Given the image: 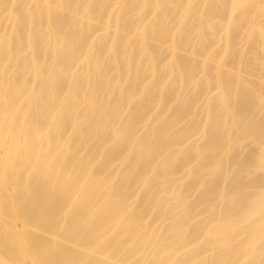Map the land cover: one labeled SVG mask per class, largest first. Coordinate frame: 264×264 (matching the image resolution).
<instances>
[{"label":"bare ground","instance_id":"obj_1","mask_svg":"<svg viewBox=\"0 0 264 264\" xmlns=\"http://www.w3.org/2000/svg\"><path fill=\"white\" fill-rule=\"evenodd\" d=\"M202 1L0 0V264H190L196 254L181 250L209 249L216 236L226 245L218 264H264V57L241 51L245 68H229L208 40L218 6L234 15L257 0ZM146 6L152 17L128 19ZM193 15L203 26L195 36ZM233 15L220 24L224 54L243 33ZM186 45L191 56L179 54ZM191 83L195 94L172 107L170 87ZM250 139V155L229 156ZM215 165L223 170L206 173ZM248 169L256 176L225 182ZM128 178L142 184L138 196L174 211L172 229L142 224ZM217 198L210 218L195 220L196 207Z\"/></svg>","mask_w":264,"mask_h":264},{"label":"rangeland","instance_id":"obj_2","mask_svg":"<svg viewBox=\"0 0 264 264\" xmlns=\"http://www.w3.org/2000/svg\"><path fill=\"white\" fill-rule=\"evenodd\" d=\"M197 2H203L202 0H196ZM210 1L211 2H213V3H211V4H215V2L217 1V0H206V2H209L210 3ZM215 1V2H214ZM258 1L259 0H257L256 1V3L257 4H255V5H253L254 7H252V5H251V7L249 8V11H248V9L246 10V11H244V12H240V13H237V12H235L236 14H234V15H238L237 17H239V16H241V18L239 17V18H236V20H238V22L237 21H235L236 23H237V26H238V24L240 25V26H236L235 27V31H238L239 30V32H236V33H242V31H243V33L242 34H238V35H242L241 37H238L237 36V38H238V40H237V42H236V38L234 39L235 41L234 42H236V43H234V42H231V43H233L232 44V48H231V50H230V52L228 53H226V54H224V50H223V46H224V44H223V41H219L218 40V38L222 35H220V33H222L221 31H223V30H220L221 29V27H220V24H222V26H223V23H225L224 24V26L226 25V22H230V18L232 17V15L233 14H231L230 12H228V10L227 9H223V8H221L220 7V9H221V11L220 12H217V9H218V3L217 4H215V5H217L218 7H217V9L215 10L216 12L215 13H217V14H212V15H214L212 18L211 17H209L208 19L210 20V18L213 20V22L215 23H217V22H220V24H219V27H218V30H220V31H218L217 29V31H218V33H217V31H214V36L212 35V37H208V40H210L211 41V43H213L214 44V48H215V52H217V58H218V56H219V60L220 61H222V63H226V67L228 66L229 67V64L231 65V63L232 64H234L236 67H239V66H241V65H244V67L243 68H245V62H246V59L247 60H249V58H252V56L254 57L255 55H256V53L254 54V53H252V51H254V50H256V52H257V49L259 50L258 52H257V56L258 55H260L259 57H261V55H262V57H264V50L262 51V49H263V47H262V44L261 43H259L258 41H260V42H262L259 38H261V37H258V34H259V29H261V27H262V24H264V2H262L263 0H260L261 2H259L258 3ZM199 4V3H198ZM203 5V3H201V6ZM200 6V5H199ZM152 7H150V6H146V7H144V8H142V12L140 13L139 11H140V9L139 8H137L133 13H131L127 18L130 20H134V19H136L137 20V18L139 17V14H141L142 15V17H152L153 16V13L151 12V9ZM201 8L202 7H200V10H201ZM181 9L182 8H177L176 7V9L174 10V8L172 9L173 11H171L170 13V15L168 16L169 17V19L170 18H172L173 19V23L174 22H178L177 21V19H178V17H179V14L181 13ZM251 9V10H250ZM65 12H66V14H69L68 12H71L69 15L71 16L72 15V17L73 16H75V14H74V12H72L71 10L70 11H68V10H64ZM73 13V14H72ZM241 13H244V16L241 14ZM233 15V16H234ZM211 16V15H210ZM231 16V17H230ZM246 16V17H245ZM199 18H200V16H198V15H193V16H191V18L189 17V19H188V22H189V25L191 24V27H192V29H193V27L195 28L194 29V32H195V34H194V32H192L193 33V35L195 36V35H197V32H199L200 30H201V32H202V30L203 29H201L203 26L201 25V23H199ZM229 18V19H228ZM234 18V17H233ZM244 18V19H243ZM247 18H248V20H247ZM83 19V22L85 21L86 22V19L84 20V18H80L79 17V22L81 21V20ZM239 19H241V23H240V20ZM246 19V20H245ZM136 20H134L135 22H136ZM222 20H223V23H221L222 22ZM251 21V22H250ZM212 22V23H213ZM248 22V23H247ZM187 23V22H186ZM215 23V25H217L218 26V24H216ZM96 24H98V23H96ZM188 24V23H187ZM227 24H229V23H227ZM252 24V25H251ZM99 25V24H98ZM101 25V24H100ZM242 25V26H241ZM253 26V27H252ZM259 26H260V28H259ZM264 26V25H263ZM241 28H242V30H241ZM238 29V30H237ZM241 30V31H240ZM233 31H234V29H233ZM234 31V32H235ZM123 32V33H122ZM201 32H200V34H201ZM220 32V33H219ZM121 33L122 34H124V35H127V33L126 32H124V31H122L121 30ZM219 34V35H217V34ZM216 35V36H215ZM224 35V34H223ZM135 37V40H134V45H136L137 44V46H136V49H138L139 48V45H138V41H137V39H136V36H134ZM240 38V39H239ZM209 41V42H210ZM137 42V43H136ZM149 42H150V44L152 43V44H155L156 42L152 39H149ZM212 44V45H213ZM261 46V47H260ZM164 47H166V46H164ZM190 47V45H186V46H183L180 50H179V54H181V55H186V57H187V55H189V56H191L190 55V52H189V48ZM254 47V48H253ZM213 48V47H212ZM213 48V49H214ZM240 48H241V50H240ZM255 48H257V49H255ZM262 48V49H261ZM239 49V50H238ZM244 49V50H243ZM254 49V50H253ZM95 50H99V48H98V46L96 47V45H95V48H94V52H96L97 53V51H95ZM243 52V51H246L245 53H246V55H244L245 57L244 58H246L245 60H244V58H243V55L241 56V55H239V52ZM251 51V52H250ZM241 52V53H242ZM249 53V54H248ZM252 53V54H251ZM244 54V53H243ZM188 56V57H189ZM234 56H235V58H234ZM240 56H241V58H240ZM202 56H196V58L197 59H199V61H200V59L202 60V58H201ZM237 57V58H236ZM240 58V60H238ZM196 59V60H197ZM236 59H237V61H239V62H241V60L242 61H245V62H243V64H239V62L237 63V61H236ZM260 59H262V58H260ZM105 60L107 61V63H106V61H105V65H109V66H112L113 67V65L115 66V62L113 61V59H111L110 60V58H109V56L107 57V55L105 56ZM121 61H123V60H121ZM120 61V62H121ZM234 61H236V62H234ZM109 62V63H108ZM112 62H114V63H112ZM230 62V63H229ZM112 63V64H111ZM124 62H121V64H123ZM237 63V64H236ZM111 64V65H110ZM120 64V65H121ZM228 64V65H227ZM107 65V66H108ZM234 65L232 66V68H234ZM225 67V69H227ZM231 67V66H230ZM229 67V68H230ZM242 67V66H241ZM111 68V67H110ZM140 68H142L141 70H140ZM140 68H138L140 71H143L145 74H147L146 75V77L147 78H149L148 80H146L147 82H145V84L147 83L148 84V82H150L151 81V73H152V71H150L151 69H148V68H144V67H140ZM242 68V69H243ZM114 69V68H113ZM112 68H111V74H113V75H116L117 74V71L114 69L113 70ZM148 69V70H147ZM247 70H248V68H246ZM244 71V70H243ZM116 72V73H115ZM247 72V71H246ZM244 73V72H243ZM247 74V73H246ZM148 75H149V77H148ZM248 76V75H247ZM256 76V75H255ZM254 76V77H255ZM249 77H251V75L249 76ZM252 79H253V75H252ZM255 80H256V78H254ZM166 81H167V78L165 79ZM158 91V90H157ZM169 91H171L170 93H174V95L175 96H178V97H176V99H174V95H172L173 96V101L172 102H170V105L172 106V107H177L181 102H182V100H183V98H189L190 96H193L194 94H195V87H194V84L193 83H191V84H188V85H184V86H180V85H173V86H171L170 87V89H169ZM158 93V92H157ZM159 94V93H158ZM153 95H155V94H153ZM152 95V96H153ZM157 96V95H156ZM152 98V97H151ZM178 98V99H177ZM185 98V99H186ZM153 99H155V100H151L152 102H151V105H152V107L154 108L155 106H156V97L154 96V98ZM216 101H218V100H216ZM183 103H184V101H183ZM201 101H200V103L196 106L197 108H195V110L197 111V113L199 114V112H200V114H201V111L203 112V106L201 105ZM218 103V102H217ZM153 112H154V110H153ZM166 113L165 114H163V115H161V116H159V115H156V117L154 116V120H156V121H154L155 122V125L156 124H159L158 126H161L162 125V123L164 122V121H162V120H164V117H166ZM202 116V115H201ZM191 117L189 116L187 119H185L184 121H183V123H187L188 121H189V119H190ZM160 122H161V125H160ZM142 125V124H141ZM141 125H140V127H141ZM154 125V124H153ZM152 125V126H153ZM158 126H155V127H158ZM154 127V126H153ZM252 141H253V139H250V140H245L244 142H243V145L241 146V147H239V145L237 144V145H235V147L231 150V152L229 153V156H231L232 154H238V155H240V157H239V160H241V159H243L246 155H248V153L249 152H251V150H253L254 149V144L252 143ZM91 145H93V142H91ZM109 145L110 146H112V143H109ZM241 153V154H240ZM251 153H249V155H250ZM126 155V156H125ZM125 155H123L122 157H121V159L119 160V161H123V157H125L126 158V164H127V167H128V162H130V161H128L129 160V158L131 159V155H130V157L129 156H127V154H125ZM135 156V155H134ZM129 157V158H128ZM128 158V159H127ZM135 160H137V157H133L132 158V161H131V165L134 163V165L136 164L134 161ZM239 160H238V162H239ZM119 161H116L115 162V164H116V166L115 167H117V164L119 163ZM124 161V162H125ZM128 161V162H127ZM123 162V163H124ZM223 164H225V163H223ZM222 164V165H223ZM120 165H123V164H121L120 163ZM120 165H118L119 167H121L122 168V166H120ZM124 166H126L125 164H124ZM124 166H123V168L122 169H127L128 170V168L127 167H125L124 168ZM225 167V166H224ZM226 168V167H225ZM113 169H116V168H114L113 167ZM119 169V168H118ZM125 169V170H126ZM220 169H222L223 170V166L221 167V165H215V166H212V167H210V168H208L207 169V171H206V173L207 172H209V171H215V173H217V171L219 172V170ZM117 170V169H116ZM195 170V169H194ZM253 170V169H252ZM119 171V170H118ZM122 171H124V170H122ZM248 173H244L243 172V174L241 173V175L239 174V176H235L237 173H235V174H232V172H231V175H229L228 176V180H226L225 182H227V185H228V183L232 180V182H234L235 180H237L238 178L237 177H239L240 178V176L241 177H243V176H245V178H246V174H247V179L246 180H248V179H250V178H253L254 176H256L255 174H250V172H251V170H249L248 169ZM121 172V171H120ZM119 172V173H120ZM118 173V174H119ZM121 175L123 176V174L121 173ZM125 175V174H124ZM243 175V176H242ZM118 176V175H117ZM116 176V177H117ZM116 177H115V179H116ZM125 177V176H124ZM209 177V176H208ZM123 178V177H122ZM114 179V180H115ZM123 179H125V178H123ZM122 179V180H123ZM129 179L130 178H128V180L127 181H125V184H127L128 185V187H129V190H130V193H131V199H130V202L131 203H133V205L134 206H136L137 207V209L139 210V212L143 215V217L142 218H144V220H142L143 221V223H142V221H141V223L142 224H144V222H146V223H148V222H151V223H153L155 226H154V228L156 229V228H159V229H161L162 230V232H163V229H164V231H165V229H167L168 227L167 226H169V225H166V224H169V222L172 220V218L174 217L175 218V216L173 215L174 214V211H170V210H167V209H165V208H163V207H158V205L156 204V203H154V202H152V201H146L142 196H138V191L142 188V184L141 183H134L133 181H131V182H129ZM206 179H207V177H206ZM227 179V178H226ZM233 179H235L234 181H233ZM244 179V178H243ZM120 178H119V180L118 179H116L115 181H114V184H115V182H117L118 183V181L120 182V181H122ZM131 180V179H130ZM204 181H202L201 182V186L198 188V189H196L195 191L197 192V190L198 191H200V190H203L204 188H206L209 184H205L204 186H203V182H207V181H209V180H205V179H203ZM122 182H124V181H122ZM122 182H120V183H118L119 184V186L121 185V183ZM232 182H230L231 184H232ZM209 183V182H208ZM118 184H116V186H115V189L118 187ZM122 186H125L123 183H122ZM156 189H158L159 190V187H157ZM156 191V190H155ZM194 191V192H195ZM193 192V194L188 198V201H194V200H196V198L198 197V196H196V195H198L199 193H197V194H195ZM201 192V191H200ZM169 196H171L170 194L168 195V197ZM143 198V199H142ZM176 202V200L175 199H171L170 200V203H172V204H176L175 203ZM223 204V201H221V199L220 198H217V199H214L213 201H211V202H205V203H202V204H200L199 206H197L196 207V214H197V217L195 218V220H200V219H208V218H210V216L213 214V212L215 211V210H217V208L219 207V206H221ZM224 204H225V202H224ZM183 206H180L178 209H177V211H178V214L183 210ZM216 208V209H215ZM176 213V212H175ZM183 213V212H182ZM173 215V217L172 218H170L171 216ZM180 215V214H179ZM182 215V214H181ZM176 219V218H175ZM174 220V219H173ZM194 220V221H195ZM177 221H178V218H177ZM172 222V221H171ZM170 222V223H171ZM174 222V221H173ZM150 223V224H151ZM153 224H151V225H153ZM173 225H175V223H172ZM247 224V223H246ZM172 225V226H173ZM165 226H166V228H165ZM171 226V225H170ZM169 226V227H170ZM164 227V228H163ZM171 228V227H170ZM169 228V229H170ZM173 228V227H172ZM171 228V229H172ZM159 229H156V230H158V231H160ZM168 229V230H169ZM171 229H170V231H171ZM161 232V231H160ZM167 232V231H166ZM165 232V233H166ZM164 233H162V235H163ZM167 234V233H166ZM165 235V234H164ZM169 235V234H168ZM164 237V239L166 238V236H163ZM163 239V240H164ZM264 242V240L261 242V243H263ZM225 248H226V245H223V244H221V242L219 241V237L218 236H216L215 237V239H214V241H213V243L211 244V246L209 247V249H206V250H201V249H199V247H195V244H191L190 246H188L187 248H184V249H182L181 250V252H187L188 254H196V258H195V260L194 261H192L190 264H218L215 260H214V258H215V255L216 254H218V253H220L221 251H223V250H225ZM237 264H246V262H244V261H241V262H239V263H237Z\"/></svg>","mask_w":264,"mask_h":264}]
</instances>
